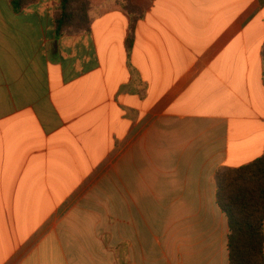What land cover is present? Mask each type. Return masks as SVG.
Here are the masks:
<instances>
[{
    "label": "crops",
    "instance_id": "1",
    "mask_svg": "<svg viewBox=\"0 0 264 264\" xmlns=\"http://www.w3.org/2000/svg\"><path fill=\"white\" fill-rule=\"evenodd\" d=\"M0 0V264H229L216 174L264 155V0ZM132 39V41H131Z\"/></svg>",
    "mask_w": 264,
    "mask_h": 264
},
{
    "label": "trees",
    "instance_id": "2",
    "mask_svg": "<svg viewBox=\"0 0 264 264\" xmlns=\"http://www.w3.org/2000/svg\"><path fill=\"white\" fill-rule=\"evenodd\" d=\"M40 0H11L20 13ZM131 17V30L143 18L133 0H118ZM89 0H61L56 7L57 37L91 31ZM132 41V39H131ZM216 201L228 221L229 264H264V155L216 174Z\"/></svg>",
    "mask_w": 264,
    "mask_h": 264
}]
</instances>
